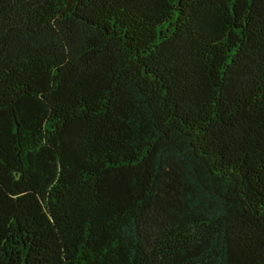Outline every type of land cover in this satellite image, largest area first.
<instances>
[{"label": "trees", "instance_id": "trees-1", "mask_svg": "<svg viewBox=\"0 0 264 264\" xmlns=\"http://www.w3.org/2000/svg\"><path fill=\"white\" fill-rule=\"evenodd\" d=\"M0 264H264V0H0Z\"/></svg>", "mask_w": 264, "mask_h": 264}]
</instances>
